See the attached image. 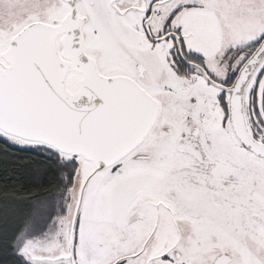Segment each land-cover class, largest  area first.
Returning <instances> with one entry per match:
<instances>
[{
    "label": "snow or ice",
    "instance_id": "snow-or-ice-1",
    "mask_svg": "<svg viewBox=\"0 0 264 264\" xmlns=\"http://www.w3.org/2000/svg\"><path fill=\"white\" fill-rule=\"evenodd\" d=\"M0 171V264H264V0H0Z\"/></svg>",
    "mask_w": 264,
    "mask_h": 264
},
{
    "label": "trees",
    "instance_id": "trees-1",
    "mask_svg": "<svg viewBox=\"0 0 264 264\" xmlns=\"http://www.w3.org/2000/svg\"><path fill=\"white\" fill-rule=\"evenodd\" d=\"M19 185L16 184L15 182H9L6 186V180H5V176L3 174L2 171H0V200L3 199L4 195L9 194L11 195L12 191L14 188H18ZM19 197H17L18 199ZM0 208H2V205H0Z\"/></svg>",
    "mask_w": 264,
    "mask_h": 264
}]
</instances>
